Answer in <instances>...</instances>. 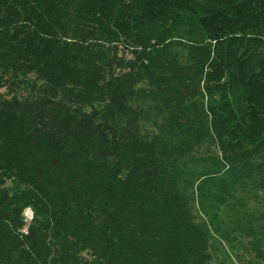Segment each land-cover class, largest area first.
Returning <instances> with one entry per match:
<instances>
[{
	"label": "trees",
	"instance_id": "16d2710c",
	"mask_svg": "<svg viewBox=\"0 0 264 264\" xmlns=\"http://www.w3.org/2000/svg\"><path fill=\"white\" fill-rule=\"evenodd\" d=\"M241 242L264 262V0H0V264Z\"/></svg>",
	"mask_w": 264,
	"mask_h": 264
},
{
	"label": "rangeland",
	"instance_id": "374dc122",
	"mask_svg": "<svg viewBox=\"0 0 264 264\" xmlns=\"http://www.w3.org/2000/svg\"><path fill=\"white\" fill-rule=\"evenodd\" d=\"M195 212L198 214V207H195ZM32 213L30 210L26 212L27 220H30ZM244 242H247L244 240ZM235 243L233 245L215 244L212 247V264H264L263 261H258L252 252L245 249V243Z\"/></svg>",
	"mask_w": 264,
	"mask_h": 264
}]
</instances>
